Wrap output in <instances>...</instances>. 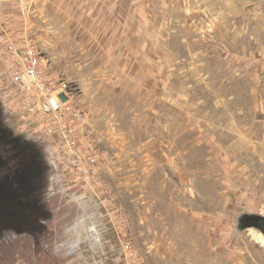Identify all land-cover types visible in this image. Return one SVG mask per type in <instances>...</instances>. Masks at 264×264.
Here are the masks:
<instances>
[{
  "label": "rangeland",
  "instance_id": "1",
  "mask_svg": "<svg viewBox=\"0 0 264 264\" xmlns=\"http://www.w3.org/2000/svg\"><path fill=\"white\" fill-rule=\"evenodd\" d=\"M1 29L94 166L58 173L0 47V264H264V0H0Z\"/></svg>",
  "mask_w": 264,
  "mask_h": 264
},
{
  "label": "built area",
  "instance_id": "2",
  "mask_svg": "<svg viewBox=\"0 0 264 264\" xmlns=\"http://www.w3.org/2000/svg\"><path fill=\"white\" fill-rule=\"evenodd\" d=\"M0 47L3 50L4 58L7 61L8 71L12 82L16 88L17 103L23 107L24 113L28 116H49L56 119L60 136L64 137V141L58 145L65 144L67 147L65 156L56 157V167L58 173L65 175L66 170H72V179L75 175L84 174L83 176L90 178L93 174L94 159L91 155L87 156V162L80 165V152L67 151L73 144H76V137L73 134L72 125L68 123L67 117L71 116L76 120H81V112L76 107H71L68 102L63 99L60 93H56L52 85L43 75L40 68V53L30 43L21 44L10 37L3 29L0 30ZM58 150L54 145V151ZM70 170V171H71ZM65 172V173H63ZM69 178V175H66ZM63 182V180H62ZM68 184H63L59 189V193L68 194ZM76 198V197H75ZM84 197L76 198L79 201ZM80 240L76 239L67 245V252L74 254L78 251Z\"/></svg>",
  "mask_w": 264,
  "mask_h": 264
},
{
  "label": "flooded vegetation",
  "instance_id": "3",
  "mask_svg": "<svg viewBox=\"0 0 264 264\" xmlns=\"http://www.w3.org/2000/svg\"><path fill=\"white\" fill-rule=\"evenodd\" d=\"M8 144H10V139L0 126V152L2 150V147L7 146ZM2 159L4 160L3 157H2ZM257 226L259 228H261V230L264 231V218H258L257 219Z\"/></svg>",
  "mask_w": 264,
  "mask_h": 264
},
{
  "label": "bare ground",
  "instance_id": "4",
  "mask_svg": "<svg viewBox=\"0 0 264 264\" xmlns=\"http://www.w3.org/2000/svg\"><path fill=\"white\" fill-rule=\"evenodd\" d=\"M257 236H258V239L261 240L264 243V237L261 236V235H257Z\"/></svg>",
  "mask_w": 264,
  "mask_h": 264
},
{
  "label": "water",
  "instance_id": "5",
  "mask_svg": "<svg viewBox=\"0 0 264 264\" xmlns=\"http://www.w3.org/2000/svg\"><path fill=\"white\" fill-rule=\"evenodd\" d=\"M262 218H264V217H262Z\"/></svg>",
  "mask_w": 264,
  "mask_h": 264
}]
</instances>
